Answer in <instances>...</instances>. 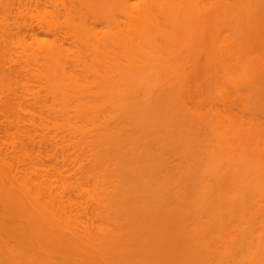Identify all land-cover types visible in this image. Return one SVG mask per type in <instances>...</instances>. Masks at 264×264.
I'll return each mask as SVG.
<instances>
[{
	"label": "rangeland",
	"instance_id": "1",
	"mask_svg": "<svg viewBox=\"0 0 264 264\" xmlns=\"http://www.w3.org/2000/svg\"><path fill=\"white\" fill-rule=\"evenodd\" d=\"M62 1L0 0V201L20 214L4 222L0 264H12L5 241L58 264H213L245 223L224 238L194 228L175 193L212 189L205 199L218 202L250 164L264 179V0ZM104 94L146 102L134 134L158 195L144 202L128 164L121 178L117 155L96 159L72 120ZM241 152L254 162L236 164ZM13 222L32 242L14 240Z\"/></svg>",
	"mask_w": 264,
	"mask_h": 264
},
{
	"label": "bare ground",
	"instance_id": "2",
	"mask_svg": "<svg viewBox=\"0 0 264 264\" xmlns=\"http://www.w3.org/2000/svg\"><path fill=\"white\" fill-rule=\"evenodd\" d=\"M59 1L61 2L62 0ZM245 1L252 5L261 0ZM61 3L62 5L64 4L63 1ZM53 6L57 7V5ZM42 10L44 9L42 8ZM121 95L118 96L119 98L115 102L113 96L108 94L102 95L99 99V104L94 108L89 110H74L72 117L75 119L72 120L78 125L79 130L87 131L85 134V140H88L87 144L93 148L96 159L110 158L111 156L117 155L115 161H120L124 164L119 170V176L121 178L125 177L126 164H128L127 170L129 171L130 177L129 183L134 187L136 202H139L140 200L141 202H144V199L157 194V190L151 189L152 186L150 185L155 176L153 172L154 165L151 163L153 160H146L139 154L134 134L135 130L140 128V126H138L137 116L146 111V102L143 98H139L136 95ZM114 116H117L118 119H115ZM77 121L81 123H78ZM216 127L217 129L224 131V126L221 122H217ZM141 129H143V125H141ZM115 151L116 154L113 155ZM235 159L236 164H244L246 162H254L253 160L255 158L251 157L247 152H241L237 154ZM249 166L252 165L250 164ZM249 166L246 165L243 173L239 175V179L236 182L237 189L235 188L227 198H221L218 202L215 200L209 203L208 200L205 199L207 194L212 192V189L198 191V187H195V190H192L185 186L187 190L177 191L175 193L178 194L177 198L180 204L194 208L195 211L192 212L187 219L194 228L197 227L200 229L208 225L215 226L217 228L214 229L215 236L224 238L221 234L222 229L220 228L235 225L236 223H245L238 236L233 241H231L228 236L224 238L223 245L220 246L213 264H264V179L260 181L256 180L255 173L249 169H252V167ZM3 178L4 175L0 169V180ZM240 182L242 185H240ZM183 183V181H178L176 185L177 188ZM177 188L175 187V189ZM172 191H174V189H172L170 193ZM256 200L262 203L259 207L256 205ZM0 202L1 234L4 230V222L7 224L10 217L13 216V219L19 217L20 214L17 212L16 207L12 209L4 204L3 201ZM155 204L156 200H151L150 203L144 205V207L150 208V206H155ZM201 204L206 205L204 208L206 217L199 213L200 211L202 212L199 208ZM143 218V213H136L134 218L132 217V225L135 220L142 221ZM13 223H11L13 229L19 230L14 237V240L18 241V243L22 241H26L27 243L32 242L26 233L21 232L23 224L21 223V227L20 224ZM7 226L4 227L5 230ZM32 235L35 234L32 233ZM200 238L205 240L204 237L198 234V240ZM0 240L2 239L0 238ZM206 242L208 243L209 239H206L205 243ZM52 243L57 252L62 251L63 245L60 242L59 236L55 237L54 240H52ZM5 245L7 246L9 253L12 254V259L10 260L12 264H58L49 255L42 257L38 256L40 254V251L37 250L39 249L38 246L37 249L26 248L23 243H21V245L19 243L18 246L17 244L10 245L7 241H5ZM31 245L33 246L34 244L32 243ZM118 245L117 242L114 244L116 248H118ZM86 246L95 248L97 252H102L106 258L110 256V252L107 251L108 249H105V251L100 250L98 246L91 241L89 242V240L86 241ZM26 249H30V254H25ZM146 250L149 254L155 252L152 251L153 249H150V247ZM161 260L164 261L163 259ZM68 262L69 261L64 258L63 264H69Z\"/></svg>",
	"mask_w": 264,
	"mask_h": 264
}]
</instances>
